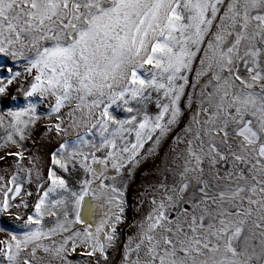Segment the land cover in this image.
Segmentation results:
<instances>
[{"label":"snow or ice","instance_id":"1","mask_svg":"<svg viewBox=\"0 0 264 264\" xmlns=\"http://www.w3.org/2000/svg\"><path fill=\"white\" fill-rule=\"evenodd\" d=\"M0 57V264H112L149 163L116 264H264V0H0Z\"/></svg>","mask_w":264,"mask_h":264},{"label":"rangeland","instance_id":"2","mask_svg":"<svg viewBox=\"0 0 264 264\" xmlns=\"http://www.w3.org/2000/svg\"><path fill=\"white\" fill-rule=\"evenodd\" d=\"M0 63H7L4 57H0ZM14 89L9 92V96L15 95ZM7 100V97L4 98ZM23 103V99L18 97L15 103L9 102L5 104L3 101H0V110H4L7 107H17ZM154 108V106H150ZM46 108V105H40L38 111L43 112ZM168 142L165 141L161 148V156L164 152L167 151ZM157 165L159 161H156ZM158 179V173L153 170L152 163L146 164L138 168L135 172V175L128 185V188L125 192V220L122 224L118 225L117 228V249L112 251L110 256V261L112 264H116L119 261V247L125 243L127 237L132 235L133 229L130 227L135 221L145 214L148 210L147 202L143 206L137 204L138 193L143 189L148 187L150 184L154 183ZM7 223H10L6 217H0V226H3ZM51 221H46V225H50ZM3 235V233H0ZM78 258V257H76Z\"/></svg>","mask_w":264,"mask_h":264}]
</instances>
